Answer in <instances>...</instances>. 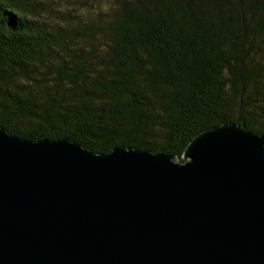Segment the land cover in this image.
Returning <instances> with one entry per match:
<instances>
[{"label": "trees", "instance_id": "obj_1", "mask_svg": "<svg viewBox=\"0 0 264 264\" xmlns=\"http://www.w3.org/2000/svg\"><path fill=\"white\" fill-rule=\"evenodd\" d=\"M264 135V0H0V126L104 154Z\"/></svg>", "mask_w": 264, "mask_h": 264}, {"label": "water", "instance_id": "obj_2", "mask_svg": "<svg viewBox=\"0 0 264 264\" xmlns=\"http://www.w3.org/2000/svg\"><path fill=\"white\" fill-rule=\"evenodd\" d=\"M182 159L0 126V264H264V135L223 124Z\"/></svg>", "mask_w": 264, "mask_h": 264}]
</instances>
